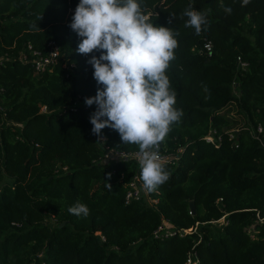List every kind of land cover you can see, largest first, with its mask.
I'll use <instances>...</instances> for the list:
<instances>
[{"label":"trees","instance_id":"16d2710c","mask_svg":"<svg viewBox=\"0 0 264 264\" xmlns=\"http://www.w3.org/2000/svg\"><path fill=\"white\" fill-rule=\"evenodd\" d=\"M79 2L0 0V264H184L191 250L200 264H264V0H138L179 33L166 75L183 115L160 144L174 153L162 161L169 179L129 202L139 162L105 161L106 145L139 147L92 133L87 61L101 50L77 52ZM189 6L207 14L199 35L185 27ZM51 40L59 60L39 73L22 56ZM77 201L89 215L69 213ZM164 218L175 232L156 236Z\"/></svg>","mask_w":264,"mask_h":264},{"label":"clouds","instance_id":"9594fccd","mask_svg":"<svg viewBox=\"0 0 264 264\" xmlns=\"http://www.w3.org/2000/svg\"><path fill=\"white\" fill-rule=\"evenodd\" d=\"M250 2L242 0L241 6ZM224 11L230 14L232 9ZM183 14L188 17L185 27L197 35L208 24L207 14L191 6ZM69 27L81 38L78 53L101 50L87 61L98 85L96 95L85 98L86 106H96L89 117L92 133L102 137V130L110 128L123 144L138 145L143 186L155 191L169 179L159 145L183 115L174 107L176 93L166 75L179 33L149 22L138 0H80ZM68 211L86 217L90 210L77 201Z\"/></svg>","mask_w":264,"mask_h":264},{"label":"built area","instance_id":"2783aa9c","mask_svg":"<svg viewBox=\"0 0 264 264\" xmlns=\"http://www.w3.org/2000/svg\"><path fill=\"white\" fill-rule=\"evenodd\" d=\"M49 48L47 50H40L37 48H32V45H29L30 48V53H24L23 58L24 59H30L29 55L31 56V59L35 63L36 71L37 72H42L46 70L50 64H53L59 60L60 56V49L58 44L54 42L53 40L49 41L48 43ZM201 50H205L209 53V55L212 54L213 51V43L211 40H205L203 43V47ZM239 60L241 65L247 66L248 63L244 60H242L241 56H239ZM63 65L65 67H68L69 69L75 66V62L70 61L69 59H66L63 62ZM69 74V71L67 72ZM1 89V88H0ZM2 105L0 103V109H2ZM42 110H47V106L44 105L42 107ZM264 130V127L262 125H259L257 128V132L260 133ZM232 136H234L232 134ZM259 136V135H258ZM209 139H212V137H209ZM159 155L161 157L162 161H168L174 158V153L171 152H162L161 151V146L159 145ZM121 158H134L137 161H139V150H133V151H128L126 149H118L115 147H112L110 145H106V153L104 160H118ZM144 192V186L143 182L138 174L134 175V177L129 181V187L126 192V202L132 201L134 199H140L143 196ZM169 224L171 222L167 219L164 218L162 223L154 230V234L156 236L160 235H169L173 232H175V229L173 227H170ZM184 264H200V257L197 253L196 250H191L188 253V257L185 261Z\"/></svg>","mask_w":264,"mask_h":264},{"label":"water","instance_id":"95a60500","mask_svg":"<svg viewBox=\"0 0 264 264\" xmlns=\"http://www.w3.org/2000/svg\"><path fill=\"white\" fill-rule=\"evenodd\" d=\"M191 208H192V212L195 213L196 212V204H195V201L192 199L191 202Z\"/></svg>","mask_w":264,"mask_h":264},{"label":"rangeland","instance_id":"374dc122","mask_svg":"<svg viewBox=\"0 0 264 264\" xmlns=\"http://www.w3.org/2000/svg\"><path fill=\"white\" fill-rule=\"evenodd\" d=\"M169 226L172 227V224H169ZM188 230H190V229H188Z\"/></svg>","mask_w":264,"mask_h":264}]
</instances>
